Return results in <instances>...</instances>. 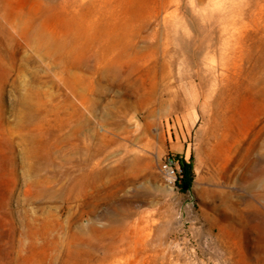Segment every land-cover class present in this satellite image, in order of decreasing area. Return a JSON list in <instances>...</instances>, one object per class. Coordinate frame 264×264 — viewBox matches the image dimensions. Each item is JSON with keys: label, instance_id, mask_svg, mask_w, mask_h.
Instances as JSON below:
<instances>
[{"label": "rangeland", "instance_id": "obj_1", "mask_svg": "<svg viewBox=\"0 0 264 264\" xmlns=\"http://www.w3.org/2000/svg\"><path fill=\"white\" fill-rule=\"evenodd\" d=\"M0 264H264V0H0Z\"/></svg>", "mask_w": 264, "mask_h": 264}, {"label": "built area", "instance_id": "obj_2", "mask_svg": "<svg viewBox=\"0 0 264 264\" xmlns=\"http://www.w3.org/2000/svg\"><path fill=\"white\" fill-rule=\"evenodd\" d=\"M182 158L174 155L167 154L160 162V171L169 183L174 186L182 182Z\"/></svg>", "mask_w": 264, "mask_h": 264}, {"label": "trees", "instance_id": "obj_3", "mask_svg": "<svg viewBox=\"0 0 264 264\" xmlns=\"http://www.w3.org/2000/svg\"><path fill=\"white\" fill-rule=\"evenodd\" d=\"M182 182L180 186L183 189H188L191 186V183L194 179V173H193V162H188L186 159H182Z\"/></svg>", "mask_w": 264, "mask_h": 264}]
</instances>
